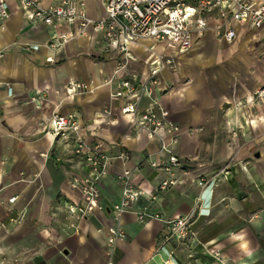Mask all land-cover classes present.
I'll return each mask as SVG.
<instances>
[{
  "label": "crops",
  "instance_id": "crops-1",
  "mask_svg": "<svg viewBox=\"0 0 264 264\" xmlns=\"http://www.w3.org/2000/svg\"><path fill=\"white\" fill-rule=\"evenodd\" d=\"M82 1L89 18L104 16V0ZM57 3L40 0L41 7ZM5 5L8 17L0 19V264H264V31L234 23L235 38L227 43L216 38L213 15L202 36L173 55L175 69L160 71V85L167 87L160 101L169 120L182 128L175 152L188 167L175 171L176 183L157 191L166 178L148 164L161 158L157 142L121 114L105 83L124 74L116 69L118 54L107 39L88 27L54 49L51 29L30 23L18 0ZM72 28L59 24L55 31L61 35ZM128 48L135 58L128 69L140 75L148 69V49L171 54L163 42L147 38ZM71 80L85 81L93 90L66 93ZM255 91H262L261 97ZM36 93L42 100L30 102ZM74 112L86 143L108 154L124 150L129 158L114 161L101 179L103 208L91 204L71 231L64 203L82 198L67 181L86 170L72 143L53 135L48 121L53 113ZM127 168L135 170L133 181L144 196L121 215L126 237L110 253L106 231L113 225L111 205L120 196L116 176ZM200 177L213 183L203 188ZM10 197L16 198L7 203ZM140 206L161 219L138 221ZM192 209L195 240L162 244L163 220Z\"/></svg>",
  "mask_w": 264,
  "mask_h": 264
},
{
  "label": "built area",
  "instance_id": "built-area-1",
  "mask_svg": "<svg viewBox=\"0 0 264 264\" xmlns=\"http://www.w3.org/2000/svg\"><path fill=\"white\" fill-rule=\"evenodd\" d=\"M26 12L28 21L32 24H43L53 31L51 48L59 49L67 39L86 32L101 33L108 41L110 49L118 54L116 69L123 70L122 77H111L105 80L111 87L110 98L120 103V112L130 118L137 131H143L148 138L157 142L161 158L150 159L148 164L155 169H161L165 174L156 190H164L177 182L175 171L188 165L178 157L175 147L178 144L181 127L169 120V112L161 103L160 98L167 87H162L159 73L162 69H175L174 54L189 49L208 27V19L215 16L217 23L213 27L218 40L230 43L235 38L234 23L243 24L250 29L264 31V0H104V16L91 19L86 15L85 4L82 0H58L56 5L41 7L40 0H18ZM8 12L5 0H0V19H6ZM59 24L75 26L66 34L57 35ZM151 39L163 42L171 51L164 55L153 49H148L144 59L148 66L147 72L140 75L129 70V62L135 60L129 51L130 45H135L139 39ZM52 62L51 58L46 59ZM65 92L69 94L87 93L92 91L82 80H71L65 84ZM262 91H255V96L261 97ZM42 93L29 97V101L39 103ZM49 131L64 141L72 143V153L77 156L79 164L84 166L86 174L82 177L71 176L68 185L77 189L81 195V203H64V211L69 217L67 228L77 230V221L86 217L91 204L103 208L99 183L109 174L114 161L126 160V151L105 153L98 146H90L80 134L81 122L77 113L50 115ZM134 169H123L116 176L120 187L119 199L111 205L110 214L113 225L106 231V246L111 253L118 240L126 237L120 227L121 215L135 206L144 193L133 181ZM213 183V178L206 181L199 178L198 184L205 188ZM16 197L7 199L12 203ZM153 198V196H152ZM1 200V199H0ZM2 203V202H1ZM197 207V206H196ZM138 221L161 219L158 213L147 206L136 209ZM195 209L187 214L163 220L165 229L161 235L162 244L168 242H183L188 237L195 240L191 226ZM22 214L14 222H19ZM218 253L215 255L217 256Z\"/></svg>",
  "mask_w": 264,
  "mask_h": 264
},
{
  "label": "rangeland",
  "instance_id": "rangeland-1",
  "mask_svg": "<svg viewBox=\"0 0 264 264\" xmlns=\"http://www.w3.org/2000/svg\"><path fill=\"white\" fill-rule=\"evenodd\" d=\"M194 167H195V166H193L192 168H194ZM189 168H190V167H189ZM206 197H207V196H206V192H205V193H203V199H204L205 201H206ZM205 201H204V202H205Z\"/></svg>",
  "mask_w": 264,
  "mask_h": 264
},
{
  "label": "water",
  "instance_id": "water-1",
  "mask_svg": "<svg viewBox=\"0 0 264 264\" xmlns=\"http://www.w3.org/2000/svg\"><path fill=\"white\" fill-rule=\"evenodd\" d=\"M257 156V155H256Z\"/></svg>",
  "mask_w": 264,
  "mask_h": 264
}]
</instances>
